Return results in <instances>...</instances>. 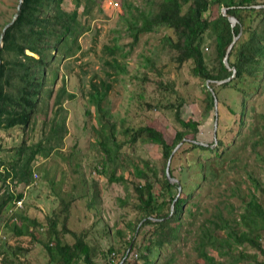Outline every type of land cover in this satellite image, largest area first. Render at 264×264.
<instances>
[{
    "label": "trees",
    "instance_id": "16d2710c",
    "mask_svg": "<svg viewBox=\"0 0 264 264\" xmlns=\"http://www.w3.org/2000/svg\"><path fill=\"white\" fill-rule=\"evenodd\" d=\"M66 1L23 0L17 22L4 36L0 131L8 137L16 128L25 133L38 115L47 113L44 109L53 98L56 110L53 118L44 119L38 142L30 145L23 138L7 151L10 162L1 157L0 186L6 190L0 194V224L8 213L6 222L13 233L28 237L32 246L39 248L44 264H264V104L259 106V101L264 102V0H146L143 10L115 0L120 7L123 3L136 9L126 19L132 43L143 34L163 32L162 43L170 53L167 73L171 68L177 73L187 67L190 75L203 83L201 96L191 102H198L203 117L215 107L210 89L214 91L219 100L217 140L210 145L194 143L198 142L199 122L180 114L193 95L184 96L168 86L163 90L169 96L161 95L155 104L146 102L145 106L173 112L174 134L168 138L165 128L153 120L137 129L124 128L122 139H118L109 99L127 69L115 56L117 44L106 46L110 58L104 61V76L94 74L89 83L86 114L91 116L92 106L95 144L100 149L95 170L107 185L122 186L125 194L116 201L123 212L110 225L109 213L100 208L106 194L104 184L90 181L79 164L74 172L81 177L68 191L62 188L63 179L59 185L55 178L48 181L53 184L49 188L57 207L46 216V225L28 218L25 208L9 214L16 201L38 186L37 158H43L44 164L63 149L69 135L64 103L75 100L77 94L66 84L54 92L60 79L59 64L82 52L81 37L104 16L106 0H69L74 7L71 12L64 8ZM222 8L237 19L234 28L221 14ZM8 24L1 26L0 34ZM208 31L215 37L214 70L209 69L203 50ZM239 34L229 56L236 77L216 88L218 82L232 77L223 58ZM224 90H234L238 96L234 103L229 99L228 107L219 96ZM171 92H175L173 102ZM225 112L236 126V135L228 142L223 140L228 127L222 122ZM183 140L186 142L173 153ZM138 144L158 147L157 161L123 150H133ZM4 147L1 142L0 152ZM169 157V174L178 181L180 192L166 177ZM80 214L84 221L92 217V225L73 228V217ZM33 247L19 253L28 256ZM2 264L13 262L3 258Z\"/></svg>",
    "mask_w": 264,
    "mask_h": 264
},
{
    "label": "rangeland",
    "instance_id": "374dc122",
    "mask_svg": "<svg viewBox=\"0 0 264 264\" xmlns=\"http://www.w3.org/2000/svg\"><path fill=\"white\" fill-rule=\"evenodd\" d=\"M19 0H0V29L13 20L16 14V8ZM128 4H135L133 6L139 7L143 10L147 5L146 0H125ZM153 1V0H152ZM155 1V0H154ZM118 3V2H117ZM65 10L71 12L74 10L72 2L67 0L64 6ZM104 16L94 21L91 25V30L81 37L80 42L82 44V52L78 53L73 58L61 62L60 65V79L54 86V92L66 84L67 89L75 94L77 98L75 100H66L64 103L67 115V127L69 135L64 140L62 151L56 152L49 161L44 162L43 158H37L36 163H40V166L36 169L38 175V186L30 188L27 192L24 208V212L28 218H35L40 223L46 225V216L51 212L54 204V196L51 193L49 187L53 184L48 182L50 179L55 178L57 185L60 184L63 179L62 188L68 191L73 181H79L81 175L79 172H74L77 165H82V172H86L90 181H94L98 184H104L106 194L103 197L100 208L104 213L110 215V225H113L116 221V216L122 213L116 201L117 196L123 197L125 191L119 184L107 185L105 178L101 175L100 171H96L95 167H99L98 162L100 160V149L95 144V132L93 126H95V120L93 117V107L90 106L91 116L86 114V105L88 101V90L90 89L89 83L94 80V74L97 76H104V61L110 58V54L105 50L106 46H113L117 44L119 50L115 52V56L118 60L125 65L127 73L123 74L117 83L114 84L113 91L110 94V103L112 106V114L114 121H117L116 132L118 139H122V131L124 128L137 129L142 126L150 124L153 120H157L161 126L165 128L167 137L174 134L176 124L174 123L173 112L160 109L157 107L149 110L146 106V102L155 104L161 95H168V92L163 90V86H168L169 90H177L184 94H192V97L188 98V103L184 104L180 109L182 118H192L199 122L198 133L196 140L205 145H210L217 140L216 129V114L215 108L207 117H203L201 114V108L198 106V102H195V98L201 96V90H203V83L192 77L187 67H183L180 72H175L173 68L169 69L170 74L167 73L169 60V50L166 43H162L163 32H152L143 34L137 43H132L130 32L126 27V19H129L131 12H136L135 8L127 7L115 3V0H106L102 5ZM206 61L210 70L217 68L215 37L212 31H208L205 35V43L203 45ZM121 54H125L122 56ZM151 61V64L149 63ZM106 69H109L105 67ZM152 68V70H150ZM166 68L162 71V69ZM159 71L163 72L162 76H159ZM151 77V79L148 78ZM160 82V85L156 83ZM210 84L209 86H211ZM219 87L218 83L216 88ZM188 92V93H186ZM174 93L171 92V100L173 102ZM186 96V97H187ZM223 106L228 107L230 102L238 100L237 94L234 90H224L221 92ZM219 101V100H218ZM54 98L49 103L48 107L44 109L46 114H40L37 116L36 121L32 122L29 129L25 133L20 129L11 130L10 139L6 137L2 131H0V143L6 144L8 147L6 150H2L0 154L6 151L5 160L10 162V156L7 151L12 150L11 146H17L22 142L23 138L32 145L39 141L43 135L44 119L53 118L56 108H53ZM263 101H259V106L263 105ZM226 113V119L222 122L228 126L223 132L224 142H228L234 139L236 135V126L229 121V114ZM218 117H219V105H218ZM120 119V122L118 121ZM123 125V127H122ZM218 130V125H217ZM126 152H132L141 158H150L151 161L156 162L159 157L158 147L154 145L138 144L135 149H128L124 147ZM4 154V155H5ZM2 157V156H1ZM0 157V160H1ZM48 163H53L45 168ZM59 167H56V164ZM100 170V168H98ZM50 171L47 175L46 171ZM37 171L42 173V177ZM43 171V172H42ZM45 171V174L44 173ZM74 173V174H72ZM43 179V182H39ZM53 180V179H52ZM6 190L5 187L0 186V194ZM57 190V188H56ZM92 187L90 186V191ZM93 191V190H92ZM23 209V210H25ZM82 214L80 217L74 215L71 226L73 228H82L92 225L94 219L91 217L89 221L82 220ZM8 213L1 218L0 224V236H4L6 239L0 246V264L2 259L6 258L13 262V264H44L42 258L39 256V248L33 247L30 239L26 236H17L13 233L12 226L6 220L8 219ZM104 217V215H103ZM105 218V217H104ZM46 230L47 227L43 226ZM128 235L126 238L128 239ZM32 253L28 256L19 253L20 250L32 248ZM137 254V253H136Z\"/></svg>",
    "mask_w": 264,
    "mask_h": 264
},
{
    "label": "water",
    "instance_id": "95a60500",
    "mask_svg": "<svg viewBox=\"0 0 264 264\" xmlns=\"http://www.w3.org/2000/svg\"><path fill=\"white\" fill-rule=\"evenodd\" d=\"M22 1H23V0H19V1H18V5H17V8H16V14H15V16L13 17L12 22H11L10 24H8V25L4 28V30L1 32V34H0V65H1V63H2V59H1V49H2V47H3V45H4V36H5L6 32H7V30H9L10 28H12V27L14 26V24L17 22V19H18L19 15H20V8H21V5H22ZM221 14H222L224 17L228 18L229 22H230L231 25H232V28H234L235 25L237 24V19L234 18V17H232V16H230L229 14H226V9H225V8H222V10H221ZM240 36H241V34H239L238 36H234V38H233V42H232V44L229 46L228 50H226L225 56H224V58H223V64L225 65V68H226V69H228L230 72H232V77H231L230 79H228V80L223 81V82H218V85H219V86H220V85H225V84H229V83H231V82L235 79V77H236V70L230 68V65H229V56H230V53H231V51H232V48L234 47L235 43L237 42V40L239 39ZM210 83H211V82H208V83H207V87H209V88H210V86H209ZM210 91H211V93H213V95H214V102H215V107H214V108H215V114H216V116H217V118H216V129H215V133H216V131H217V125H218V105H219V101H218V98L216 97L214 91H213L212 89H210ZM184 142H186V140L181 141V142L175 147L173 153H174L177 149H179V148L184 144ZM194 143H196V144H200V145H205V144H203V143L196 142V141H195ZM169 166H170V157H169L168 163H167V165H166V177H167V180H168L170 183H176V184H177V186H178V191L180 192L181 187H180L178 181H177L176 179L170 177V174H169ZM172 210H173V204L171 205V211H172Z\"/></svg>",
    "mask_w": 264,
    "mask_h": 264
},
{
    "label": "built area",
    "instance_id": "2783aa9c",
    "mask_svg": "<svg viewBox=\"0 0 264 264\" xmlns=\"http://www.w3.org/2000/svg\"><path fill=\"white\" fill-rule=\"evenodd\" d=\"M25 198L26 197H24V198H22V199H20V200H18V201L15 202V208L9 211V214L10 215H13V213L16 212V211L19 212V211H22L24 209ZM5 239L6 238L4 236L3 237L0 236V244L3 241H5ZM136 258H137V256H136Z\"/></svg>",
    "mask_w": 264,
    "mask_h": 264
},
{
    "label": "crops",
    "instance_id": "0c3cea01",
    "mask_svg": "<svg viewBox=\"0 0 264 264\" xmlns=\"http://www.w3.org/2000/svg\"><path fill=\"white\" fill-rule=\"evenodd\" d=\"M3 134H4V133H3ZM4 135H5V134H4ZM5 136H6V135H5ZM3 138L10 139L8 136H6V137L3 136ZM4 146L6 147L5 141H4ZM5 147H4V148H5ZM4 148H3V149H4ZM6 148H8V147H6ZM6 148H5L4 150H6ZM5 153H6V151L3 152L2 154H0V157H1V156H6ZM4 154H5V155H4Z\"/></svg>",
    "mask_w": 264,
    "mask_h": 264
}]
</instances>
